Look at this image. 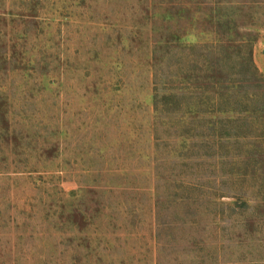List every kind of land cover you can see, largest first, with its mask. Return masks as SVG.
I'll return each mask as SVG.
<instances>
[{
  "label": "rangeland",
  "instance_id": "rangeland-1",
  "mask_svg": "<svg viewBox=\"0 0 264 264\" xmlns=\"http://www.w3.org/2000/svg\"><path fill=\"white\" fill-rule=\"evenodd\" d=\"M0 264H264V0H0Z\"/></svg>",
  "mask_w": 264,
  "mask_h": 264
}]
</instances>
